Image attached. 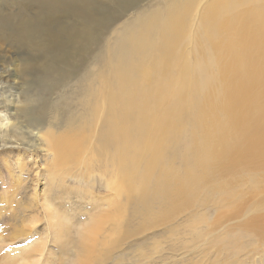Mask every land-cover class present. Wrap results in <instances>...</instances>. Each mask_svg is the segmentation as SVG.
Listing matches in <instances>:
<instances>
[{"label":"bare ground","instance_id":"6f19581e","mask_svg":"<svg viewBox=\"0 0 264 264\" xmlns=\"http://www.w3.org/2000/svg\"><path fill=\"white\" fill-rule=\"evenodd\" d=\"M8 1L0 22L17 19L16 46L42 75L22 96L0 87L13 110L0 111V146L44 141L54 180L81 167L73 178L96 171L113 193L76 229V264L174 222L192 201L198 223L185 231L220 255L247 234L264 241V0ZM49 205L55 234L71 231L77 221ZM2 237L0 252L15 244ZM46 240L12 246L0 264H43Z\"/></svg>","mask_w":264,"mask_h":264},{"label":"rangeland","instance_id":"374dc122","mask_svg":"<svg viewBox=\"0 0 264 264\" xmlns=\"http://www.w3.org/2000/svg\"><path fill=\"white\" fill-rule=\"evenodd\" d=\"M12 1L19 2V0L8 1V7H11ZM150 1L156 0H146L139 7L145 8ZM202 1L198 0V3L201 4ZM198 3L196 8L200 7ZM16 9L17 6L9 10L16 11ZM134 10L136 9L126 14L123 20L131 16ZM16 22L17 19L14 16L9 22H0V87L5 89L6 95H9V91L13 88L16 94L22 96L29 88L36 90L34 80L42 73L40 70L32 71V64L37 60L33 56L34 52L28 54L17 48L13 33ZM59 97L61 98V95L55 94L47 99L48 102L55 103L59 101ZM0 111L10 113L13 110L11 107L0 104ZM11 117L16 121L24 119ZM7 141L9 145L12 144V141L8 139ZM28 146L27 144L21 148L0 146V237L3 236L4 242L11 240L15 243L0 252V261L3 260L6 252H10L9 249L12 246L18 248L32 241L33 238L37 240L39 237H47L48 251L43 258V264H46V260L48 262L68 261L66 264H76L81 241L80 232L76 229L82 228V221H85L88 215H93L107 198L113 196V193L105 188L104 181L99 179L96 171L92 172L89 178L85 176L86 182L78 177L73 178V173L83 171L81 167L72 168V174L63 182L58 181L59 175L57 180H54V171L49 166L52 156L46 149V142L38 141L37 147L29 148ZM46 202L52 207V212L67 213L71 219L77 221L70 225L71 231L67 230L60 235L55 234L49 224ZM27 205L30 208L25 209ZM199 206V201H192L189 206L186 205L183 209L178 208L167 218V221L174 222L163 227L147 228L127 240L120 249L113 250L100 260L89 259L88 264H264V241L256 239L251 234L242 238L236 250L224 251L220 255L219 251L216 252L218 248L214 250V247L208 245L209 242L202 243L203 241L198 236H194L190 229L185 231V226L190 221L198 223L196 219L198 216H193L191 213L195 212ZM183 211H185L184 214H180ZM197 212L200 213L199 208ZM235 223L236 220L230 221L231 225ZM178 231H183V235L179 240H175L171 235ZM209 247L211 250H208Z\"/></svg>","mask_w":264,"mask_h":264}]
</instances>
